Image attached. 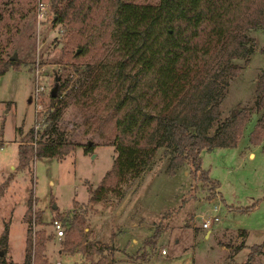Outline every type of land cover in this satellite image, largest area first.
Instances as JSON below:
<instances>
[{
  "label": "rangeland",
  "instance_id": "1",
  "mask_svg": "<svg viewBox=\"0 0 264 264\" xmlns=\"http://www.w3.org/2000/svg\"><path fill=\"white\" fill-rule=\"evenodd\" d=\"M50 1L0 0V55L6 58L14 54L19 63L18 69L10 67L0 75V234L6 224L9 227L6 251L0 249L2 259L24 264L28 227L24 212L30 198L32 211H39L36 222H43L35 223L34 229L43 226L52 236L44 250L48 264L242 262L248 245L264 243V153L248 139L260 110L251 113L235 146L200 150L201 167L218 181L213 192L190 177V166L185 162L174 167L177 171L171 174V155L161 145L142 173L123 188L121 196L108 192L92 203L88 188H94L111 166L113 146L103 142L112 137L119 111L111 103L115 97L113 87L100 88L93 100L84 103L75 102L72 94L80 91L84 65H95L109 55L111 39L104 33L78 64L62 59L65 26L53 23ZM262 2L255 0L249 11L255 12ZM41 4L46 10L38 16ZM248 19L244 14L235 31L253 39L254 51L247 59L228 56L227 62L238 64L239 70L235 75L224 74L226 84L218 98L220 118L254 104L256 75L264 67V27L249 28L245 24ZM228 53L227 49H218L211 55L209 63L216 73H220L217 70ZM36 63L44 68L43 89L37 97ZM56 76L67 78L59 99L63 94L72 96L56 120V132L76 146L64 157L35 156L25 168H16L22 134L31 126L42 129L54 105L60 104L50 96ZM212 131L213 126L208 133ZM88 142L94 144L93 150L84 152ZM247 148H252L253 156L251 152L247 155ZM213 205L218 206L219 222L205 237L206 229L200 227L199 217L210 212ZM75 214L84 215L85 233L80 245L68 253L62 251L64 233L57 236L51 218H60L66 230ZM157 224L166 226L153 242L151 234ZM240 229L246 230V235ZM99 243L114 249L111 253L107 249L99 252ZM250 264H264V244Z\"/></svg>",
  "mask_w": 264,
  "mask_h": 264
},
{
  "label": "trees",
  "instance_id": "2",
  "mask_svg": "<svg viewBox=\"0 0 264 264\" xmlns=\"http://www.w3.org/2000/svg\"><path fill=\"white\" fill-rule=\"evenodd\" d=\"M253 2L255 0L50 1L53 23L65 26L62 59L78 64L104 33L111 39L109 55L95 65H84L85 78L80 91L72 94L75 102L84 103L90 98L93 100L100 88L113 87L115 97L110 101L114 110L119 111L112 137L103 142L113 146L111 166L94 188H88L92 203L99 202L108 192L121 196L123 188L142 173L161 145L171 155L170 173L185 162L190 166V177L213 192L218 181L201 167L199 152L204 148L235 146L253 111L260 110V114L248 139L254 145L262 142L264 153V67L256 75L252 108L231 111L223 118L218 108V98L226 84L224 74L235 75L239 70L238 64L227 62L228 56L247 59L254 51L253 39L235 31L238 22L247 14V27H264V0L251 12ZM218 49L229 50L217 70L220 73L209 63ZM10 67L18 69V61L10 59L9 54L6 58L0 55V75ZM66 84L67 78L56 76L54 79V95L50 93V96L52 101L60 100V104L54 105L42 129L31 126L22 134L16 168H25L35 156L64 157L76 146L56 132V120L72 97L63 94L59 99ZM212 126V133H208ZM93 147V143H86L84 152H91ZM32 214L29 198L24 212L28 227L23 263L48 264L44 250L52 236L43 226L32 229ZM36 223L43 224L41 220ZM165 226H155L151 234L153 242ZM84 227V215L71 217L61 240L62 251L74 252L83 239ZM8 234L6 224L0 234V249L4 251ZM263 244L248 245L249 251L239 264H250ZM103 249L111 253L114 247L104 243L96 246L99 252ZM0 264L11 262L6 263L0 255Z\"/></svg>",
  "mask_w": 264,
  "mask_h": 264
},
{
  "label": "built area",
  "instance_id": "3",
  "mask_svg": "<svg viewBox=\"0 0 264 264\" xmlns=\"http://www.w3.org/2000/svg\"><path fill=\"white\" fill-rule=\"evenodd\" d=\"M45 10H46V6L44 4H41L40 8H39L38 16L43 15ZM43 71H44L43 66H39V64L36 63L35 69H34V76H35L34 95H35V97H37V94L43 89V81H42ZM217 208H218L217 205H213L210 212L200 215L199 221H200V227L202 229L209 230L212 225H214L217 222H219V216L217 215ZM31 223H32V226H33L32 229L35 230L34 229V225L36 223V217H35V212L34 211H33V214H32ZM51 226L53 227V230L56 232L58 237H60L65 231L64 223L58 217L51 218ZM160 252L163 253L164 250L161 249Z\"/></svg>",
  "mask_w": 264,
  "mask_h": 264
},
{
  "label": "crops",
  "instance_id": "4",
  "mask_svg": "<svg viewBox=\"0 0 264 264\" xmlns=\"http://www.w3.org/2000/svg\"><path fill=\"white\" fill-rule=\"evenodd\" d=\"M252 146H256V147H259V149L261 150V146L259 145V143L258 144H256V145H252ZM252 153V156L254 155V151L252 150V148H247V155H249V153ZM177 170L176 169H174L173 170V172L171 173V174H173L174 172H176ZM216 192H218L217 190H216ZM219 197H220V195H219ZM8 230H9V227H8ZM240 230H242L244 233L243 234H245L246 235V230H244V229H240ZM209 230H207L206 229V232L204 233V236L206 237L207 235H208V232ZM244 235V236H245ZM8 236H9V234H8ZM262 251V250H261ZM13 260V259H12ZM116 263V262H115ZM114 263V264H115Z\"/></svg>",
  "mask_w": 264,
  "mask_h": 264
},
{
  "label": "water",
  "instance_id": "5",
  "mask_svg": "<svg viewBox=\"0 0 264 264\" xmlns=\"http://www.w3.org/2000/svg\"><path fill=\"white\" fill-rule=\"evenodd\" d=\"M10 59H16V55H14V54L11 55V56H10ZM51 95H52V96L54 95V89H53V88H52V90H51ZM88 143H90V142H88ZM54 207H55V205H54ZM2 253H3V252L0 251V255H2Z\"/></svg>",
  "mask_w": 264,
  "mask_h": 264
}]
</instances>
